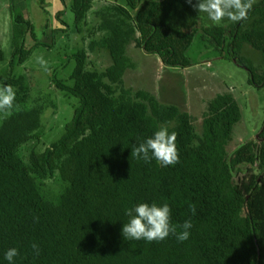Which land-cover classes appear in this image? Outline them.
Segmentation results:
<instances>
[{"label":"trees","instance_id":"trees-1","mask_svg":"<svg viewBox=\"0 0 264 264\" xmlns=\"http://www.w3.org/2000/svg\"><path fill=\"white\" fill-rule=\"evenodd\" d=\"M28 1L8 0V51L0 45V85L16 90L17 105L10 117H0V260L16 247V264H264V122L258 137L229 153L242 116L231 93L207 102L198 135L190 113L126 82L135 68L131 47L166 67L187 68L196 39L246 69L250 86L264 88V0H252L246 19L220 24L187 0H125V6L107 0L90 29L88 14L97 0H55L41 39ZM40 6L45 13L42 0ZM68 12L72 27L64 20ZM69 30L80 35L83 48L68 57L75 63L68 78L53 73L49 82L77 106L60 138L43 148L45 114L52 109L54 116L57 106L42 93L31 95L28 78L15 68L35 49H53L56 36L68 37ZM244 45L260 53L258 66L242 56ZM96 51L109 58L103 69L90 61ZM162 127L177 134V163L164 167L131 155ZM152 202L170 206L178 230L192 222L187 241L123 238L125 209Z\"/></svg>","mask_w":264,"mask_h":264},{"label":"rangeland","instance_id":"rangeland-1","mask_svg":"<svg viewBox=\"0 0 264 264\" xmlns=\"http://www.w3.org/2000/svg\"><path fill=\"white\" fill-rule=\"evenodd\" d=\"M42 1L46 8L45 13V9L41 10L40 0H29L26 5L30 20L40 39L46 20L52 24L56 3L55 0ZM106 1H96L93 10L88 14L86 29L92 28L97 23L94 13L105 5ZM112 1L108 0V2ZM118 3L125 6V0H118ZM65 15L66 24L72 27V14L68 12ZM10 30L8 0H0V45L5 51L9 49ZM71 31L67 32L68 37L57 35L53 49L37 48L25 64L15 68V73H24L28 78L31 95L42 93L49 102L57 106L54 116L52 109L45 114V119H48L45 125L47 130L40 140V146L43 148L60 138L65 125L72 118L73 108L77 106V99L65 97L49 82V77L53 73L58 79H67L75 65L73 61L68 60V57L77 49L83 48L80 35ZM129 53L135 68L126 72L128 86L146 89L155 93L161 103L177 106L190 113L195 118L194 127L198 135L202 132V116L207 102L225 92L233 95L242 115L241 120L233 128L232 139L227 146L228 152L231 153L244 142L253 140L258 135L264 122V88L257 89L248 84L249 74L246 69L237 66L233 61L222 59L212 50H206L196 39L187 53L191 62V66L187 68L166 67L157 56L142 54L134 47H131ZM242 56L253 66L260 64V53L248 45H244ZM90 61L93 67L98 69H103L109 64L106 52H94ZM48 68L51 70L50 74H47ZM26 150L27 147L22 152Z\"/></svg>","mask_w":264,"mask_h":264},{"label":"clouds","instance_id":"clouds-1","mask_svg":"<svg viewBox=\"0 0 264 264\" xmlns=\"http://www.w3.org/2000/svg\"><path fill=\"white\" fill-rule=\"evenodd\" d=\"M189 5L194 7L197 13H204L214 24H220L225 19L239 22L246 19L248 12L252 8V0H187ZM16 90L11 85H0V117H10L14 109ZM176 132H169L168 128L162 127L131 148V155L138 160L148 163L157 161L164 167L174 165L178 162V152L176 147ZM192 215L196 214V207L189 205ZM128 222L123 224L122 236L131 241L161 242L170 235L183 243L190 238V230L193 224L186 220L179 225L171 222V208L167 203L158 205L152 203H138L125 209ZM31 249L35 254H39V245L31 244ZM20 251L16 247L7 249L3 254L0 264H16Z\"/></svg>","mask_w":264,"mask_h":264},{"label":"water","instance_id":"water-1","mask_svg":"<svg viewBox=\"0 0 264 264\" xmlns=\"http://www.w3.org/2000/svg\"><path fill=\"white\" fill-rule=\"evenodd\" d=\"M256 137H258V136H256Z\"/></svg>","mask_w":264,"mask_h":264}]
</instances>
